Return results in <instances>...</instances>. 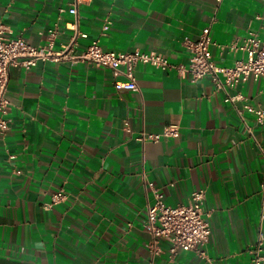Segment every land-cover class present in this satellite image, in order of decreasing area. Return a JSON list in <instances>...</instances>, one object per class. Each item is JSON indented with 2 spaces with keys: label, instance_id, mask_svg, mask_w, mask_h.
<instances>
[{
  "label": "crops",
  "instance_id": "1",
  "mask_svg": "<svg viewBox=\"0 0 264 264\" xmlns=\"http://www.w3.org/2000/svg\"><path fill=\"white\" fill-rule=\"evenodd\" d=\"M0 0V26L34 47L50 30L55 50L79 31L76 53H156L188 65L189 43L210 28L214 62L230 67L248 33L264 40V0ZM61 11H64L61 13ZM111 25L103 32L106 20ZM125 71V70H124ZM138 89L108 69L39 63L11 68L9 130L0 134V264H209L192 252L153 257L145 223L154 194L188 205L206 191L212 264H250L264 234V124L238 115L264 109V81L226 103L208 79L140 65ZM177 127V136L164 137ZM154 137H159L154 140ZM66 199L51 206L60 190ZM264 255V253H263Z\"/></svg>",
  "mask_w": 264,
  "mask_h": 264
},
{
  "label": "built area",
  "instance_id": "2",
  "mask_svg": "<svg viewBox=\"0 0 264 264\" xmlns=\"http://www.w3.org/2000/svg\"><path fill=\"white\" fill-rule=\"evenodd\" d=\"M218 8L224 0H216ZM83 0H74L69 13L78 17V7ZM64 11H61L63 13ZM257 20L264 21L259 16ZM110 20H106L103 32H108ZM264 30V22L262 24ZM210 28L202 31L197 41L189 43L190 58L188 65L172 64L165 57L150 52H113L105 51L99 42H92L84 51L76 53L78 40L83 36L79 31L55 50L57 32L48 31L45 44L34 47L21 37H14L13 32L0 26V134L5 135L9 130L11 103L6 98L7 87L10 79L11 68H22L31 71L39 63H68L72 66L80 64L95 68L108 69L115 77L123 75L126 83L117 84V90L135 91L138 89L135 69L140 66H149L154 69L170 72L175 71L179 77L186 78L192 84L208 79L217 92L225 94L226 103L236 105L243 101L240 94L232 96L231 91L250 79L264 81V40L254 32H249L240 46H233V51H241L245 58L236 59L232 66H218L212 57L211 47L214 45ZM125 70V71H124ZM241 120L244 115L254 116L259 125L264 124V109L254 108L246 104L242 110H237ZM178 128L169 127L164 131V137L177 136ZM159 137H154L157 140ZM264 188V187H263ZM66 192L60 189L53 197L51 206L58 205L66 199ZM206 191H196L191 196L188 205L168 206L163 201V195L154 194V203L147 207V220L145 227L151 236L148 245L153 257L168 254L170 261H174L180 253L192 252L199 258L212 264V259L207 254V249L212 235L210 213L204 208ZM264 234L260 232L254 248L250 249V264H264Z\"/></svg>",
  "mask_w": 264,
  "mask_h": 264
}]
</instances>
